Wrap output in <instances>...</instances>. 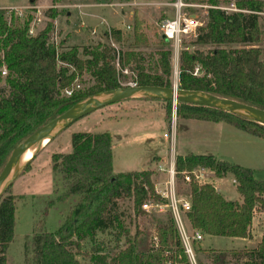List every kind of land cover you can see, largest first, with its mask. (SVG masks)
<instances>
[{"label":"trees","instance_id":"1","mask_svg":"<svg viewBox=\"0 0 264 264\" xmlns=\"http://www.w3.org/2000/svg\"><path fill=\"white\" fill-rule=\"evenodd\" d=\"M209 3L212 8L207 9L206 21L191 42L197 48L180 50L178 89L200 91L264 111V47L259 46L264 41L259 24L264 0H234L237 11L230 13L215 8V0ZM57 16L55 9L47 10L44 28L31 36L30 15L20 20L0 9V69L4 66L7 71L5 77L0 73V83L6 88H0V171L11 151L37 129L90 95L122 87L120 78L125 77L122 71L126 68L136 87L172 86L171 43L160 38L155 43L156 63L153 68L147 67L138 49L148 47L146 26L135 13L133 46L124 51L108 44L109 38L122 42V32L116 29L104 33L105 42L82 47L60 43L56 49L50 36ZM202 47L206 49L200 50ZM196 67L200 76H193ZM84 75L91 84L65 96L64 90L72 89ZM161 102L166 105L163 118L169 122L173 103ZM175 115L178 120L224 123L264 141V126L240 115L180 101L175 105ZM51 163L63 189L48 201L25 241V264H81L77 257L83 243H111L97 241L99 235L108 236L115 245L93 247L95 253L106 251L92 258L95 264H188L170 210V219L155 226L153 233L136 230L129 237L120 201L131 199L136 216L147 214L142 210L147 202L167 203L155 191L152 170L113 172L112 138L107 131L72 134L71 151L53 154ZM197 170H209L215 178L231 174L240 202L225 200L211 184L198 183L193 176ZM186 175L190 179L186 194L189 209L183 216L192 231L202 237L251 238L254 217L264 213V182L254 178L252 169L210 155L175 156V181L185 183ZM10 190L8 187L0 198V264H6V251L13 240L16 207ZM70 196L77 200L63 223L56 231L46 232L44 217L48 209ZM122 238L124 248L119 245ZM200 253L210 264H264V235L253 249H202Z\"/></svg>","mask_w":264,"mask_h":264},{"label":"rangeland","instance_id":"2","mask_svg":"<svg viewBox=\"0 0 264 264\" xmlns=\"http://www.w3.org/2000/svg\"><path fill=\"white\" fill-rule=\"evenodd\" d=\"M176 0H67V4L56 9L58 16L54 20V31L50 36V42L56 49L62 46H92L99 42H105L104 33L110 29L120 30L122 32V42L112 41L117 50H127L133 46V15L145 23V34L148 39L147 48H138L146 59L147 67H154L156 56L154 51L161 36L158 32L159 24L164 19L174 17L172 4ZM182 0L187 5L186 12L196 14L201 20L202 26L206 21L207 9L212 8L209 0ZM220 10L225 9L227 13L232 12L228 8L234 4V0H215ZM60 0H0V9L24 8L22 17L15 12L20 10H11L17 19H24L27 15L31 16V21L40 19L36 23L35 32L41 31L48 18L47 10L52 5L58 4ZM42 4H47L48 8L42 10ZM110 4H112L110 6ZM120 4V5H116ZM234 6V5H233ZM87 11L93 16H87ZM69 13L66 15V13ZM39 13V14H38ZM259 24L264 34V11L260 14ZM31 23V22H30ZM30 26V24H29ZM130 27L129 30L126 27ZM201 26V27H202ZM200 28V27H199ZM107 29V30H106ZM93 30H96L94 33ZM197 31V30H196ZM196 32L180 40L179 50L172 49L170 57L171 83L178 87L179 75V53L180 50L192 51L197 47L192 45ZM109 44V43H108ZM110 45V44H109ZM259 46L264 47V41ZM205 47L200 50H205ZM116 65V64H115ZM116 67H118L116 65ZM120 81L122 86L132 84L131 73L126 68L122 71ZM201 75V73H199ZM89 77L84 75L81 81H76L79 89H84L90 85ZM0 88L6 89L4 83H0ZM7 93H5L6 95ZM166 105L161 101L128 99L113 102L94 112L87 113L67 126L59 134L38 150L29 163L17 175L11 185V194L15 198V224L13 231V240L6 251V264H25L24 243L32 235L36 224L41 218L49 200L55 199L62 191V184L58 176L52 170L51 157L53 154H64L71 151V135L74 133H98L107 131L112 138V169L114 173H125L131 171H142L154 167L156 157L166 159L179 154H205L218 156V160L227 161L231 164L250 168L256 180L264 182V141L253 138L241 131L227 126L230 131L235 133L237 138L223 136L217 143L209 141L206 136H202L199 131L191 129L190 134L181 135L184 131L183 120H178L174 115V105L171 106V115L169 122L164 120V108ZM164 117V118H163ZM180 122V123H179ZM170 126H176L177 135H173ZM187 131V130H186ZM188 132V131H187ZM194 132V136L192 135ZM38 149V148H37ZM22 163L13 171H18ZM18 169V170H17ZM209 171V170H208ZM211 171L207 172L205 183L212 182ZM157 175L156 180L162 181L164 178ZM175 182L177 196L184 200L188 192V186L181 181ZM202 181V180H200ZM214 184L220 188L221 193L226 197H231L230 201L240 202V197L235 190L233 176L227 174L225 177L213 180ZM167 190V189H166ZM222 195V197H223ZM76 196H70L61 203H55L48 209L44 217V229L52 233L63 223L64 218L69 213L71 206L76 202ZM181 200V201H182ZM168 204V201L166 200ZM148 208L145 216H136L133 210V203L130 199L119 202L120 212L123 214V225L129 237L133 236L136 230L151 232L155 226L168 221L169 207H161L163 204L147 202ZM143 210V209H142ZM184 219L183 214H181ZM264 219V216L260 217ZM259 220H257L258 222ZM253 238L245 243H231L230 239L225 237L204 236L201 241L191 243L192 251L201 264H210L209 260L202 254L194 251L195 247L203 249L227 250L230 248L253 249L264 234V222L259 226H254ZM110 241L111 243H83L81 255L77 258L81 264H95L93 257L105 255L106 251L95 253L92 248L98 245H110L114 247L108 236H98L97 241ZM256 241V242H257ZM198 243V245H197ZM123 248L126 246L124 238L119 244ZM109 260L106 259V263Z\"/></svg>","mask_w":264,"mask_h":264},{"label":"water","instance_id":"3","mask_svg":"<svg viewBox=\"0 0 264 264\" xmlns=\"http://www.w3.org/2000/svg\"><path fill=\"white\" fill-rule=\"evenodd\" d=\"M107 99H114V102L128 99L172 101L174 105V115L175 105L178 101L188 102L198 106L240 115L249 121L264 126L263 110L235 100L216 97L200 91H185L180 90L175 86H171L170 88H157L136 87L131 85L122 86L114 90L103 91L90 95L79 101L66 112L37 129L11 151L4 167L0 171V198L11 185L13 179L19 175L22 169L29 163L38 150L45 145V143L54 138L74 121L89 113V110L94 105ZM37 142H40L38 149L30 154L31 147ZM20 163H22L20 169H17L18 171H13L18 165H20Z\"/></svg>","mask_w":264,"mask_h":264},{"label":"built area","instance_id":"4","mask_svg":"<svg viewBox=\"0 0 264 264\" xmlns=\"http://www.w3.org/2000/svg\"><path fill=\"white\" fill-rule=\"evenodd\" d=\"M112 4H110L111 6ZM120 5V4H116ZM172 7L174 9V17L172 19H164L160 22L159 27H158V32L161 38H163L166 42L171 43L172 46L174 47V51H178L180 47V40L183 37L189 36L191 34H194L196 30L202 26L201 20L197 17L196 14H190L186 12L187 5L182 2V0H176L173 4ZM231 11H237L233 5H230L228 8ZM11 13V10L13 12L15 10H20V12H15L18 14V16L22 17V11H24V8H7ZM22 10V11H21ZM222 10H225L222 8ZM226 11V10H225ZM39 14V13H38ZM40 19H37V21L32 20L28 29V34L31 36H35L38 34V32H35V25L36 23L40 22ZM127 30L130 29V27H126ZM109 33V29L106 31ZM109 44L110 46L114 47L112 40L109 38ZM115 48V47H114ZM117 65V64H116ZM0 73L2 77H5L7 75V71L4 66L0 69ZM200 70L198 67L194 68L193 71V76H200L199 75ZM131 86H136L134 83L130 84ZM176 87V85H174ZM79 85H74V87L70 90H64L63 94L65 96H70L73 90H78ZM173 133V131H172ZM173 176L174 172L172 170H169V183L167 184V192L166 190L161 194V197H163L165 200L168 201V204L158 206L159 209L161 207H169V210L172 213L173 219L175 221V225L177 228V231L179 233V237L181 239L183 248H184V253L187 257L188 264H198L197 259L195 258L193 251H192V246L191 243L193 241H201L202 240V235L197 232V231H192L189 232L182 221V216L184 211H187L189 209V201L188 200H178L175 198V196L172 195V193H168L170 189L173 187ZM193 176L195 177L196 181L199 183L200 180L203 178V174L200 173L198 170L193 172ZM185 183H189L190 179L186 175L184 177ZM148 204H144L142 206L143 210H147Z\"/></svg>","mask_w":264,"mask_h":264},{"label":"crops","instance_id":"5","mask_svg":"<svg viewBox=\"0 0 264 264\" xmlns=\"http://www.w3.org/2000/svg\"><path fill=\"white\" fill-rule=\"evenodd\" d=\"M65 2H67V0H60V2H58V4H55V6L52 5L50 8H53V9L56 10L57 8H60L61 6H64V4H67ZM39 6H42V8H43L42 10H44L45 8H48V5L47 4H42V5H39ZM68 14L69 13L67 12L66 15H68ZM85 15H87V16H93L88 11H87V13H85ZM107 29H109V28H107ZM93 31H94V33L96 32V30H93ZM182 122H183L182 124L184 125L183 126L184 127V131L180 132L181 135L190 134L192 127H194L193 130L199 131V133L202 134V136H206L205 138H207V140H209V141H216L215 143H217L225 135L230 136L231 138H237L234 135L235 133H233V131H230L231 129H229L228 127H226V124H224V123H210V122H203V121H198V120H183ZM227 126H229V125H227ZM189 127H191V129ZM170 128L173 131V135H174V133H175V135H177L176 126H170ZM193 134H194V132H192V135ZM179 155L184 156L186 154H179ZM199 155H205V154H199ZM175 156L176 155H173V153H172L171 157L168 158V159H166V158H164L162 156L161 157H156L155 158V162H154V167L153 168H151V167L148 168V169H150V170L153 171V175L151 177V180H152V182L154 184L155 191L158 194H160V195L167 189V184L169 183V170H172L174 172V158H175ZM217 157L218 156H215L214 158H216L218 160L219 158H217ZM198 171L203 174L202 181H199L200 184H203V183H205V180H203V179L204 178L205 179L208 178V177H206V174L209 171L208 170H198ZM158 174H161L159 177L164 178V180L158 182L156 180ZM210 175H211V178H213L212 179V182L210 184L213 185V187L221 195H223L221 193L222 191L220 190V188L218 186H216L214 184V181H213V180H217V179H220V178H215L212 172L210 173ZM233 181H234V179H233ZM166 192H167V190H166ZM168 193L169 194L172 193V195L175 196L176 199L182 200V199H180L177 196V193H176V190H175V182H174V180H173V187H172V189H170V191ZM223 198L225 200H228V201L231 200V197H226L224 195H223ZM184 200H188L187 195L184 196ZM261 216H264V213H260V214L256 215L254 217V219H253L252 227H251V235L252 236H251L250 239H240V238H233V239H231V238H228V239H230V242L231 243H235L237 240H239L238 242L245 243L247 241H251L252 238H253V232L252 231L254 230V226H256V225L259 226L260 225V222L261 223L264 222V219H261L260 218ZM257 220H259V221L257 222ZM182 221H183V224H184L185 228L189 232H191V229L189 227V224H188L187 220L185 218L184 219L182 218ZM262 235H264V234H262ZM261 236H260V239H261ZM203 237H202V240H203ZM260 239L258 241L256 240L257 242L255 241V243H258L260 241ZM193 245H194V251L195 250L196 251L198 250L197 254L199 255L200 250H202L203 248H200L199 245H198V243H197L198 247H195V244H193ZM241 249H247V248L237 247V248H230V249H227V250H234L235 251V250H241Z\"/></svg>","mask_w":264,"mask_h":264},{"label":"bare ground","instance_id":"6","mask_svg":"<svg viewBox=\"0 0 264 264\" xmlns=\"http://www.w3.org/2000/svg\"><path fill=\"white\" fill-rule=\"evenodd\" d=\"M113 102H114V99H107V100H104V101H102V102H100V103L94 105V106L89 110V113L94 112L96 109H99V108H101V107H103V106H106V105H108V104H111V103H113ZM39 145H40V142L35 143V144L31 147V149H30V154H32L33 152H35L36 149L39 147Z\"/></svg>","mask_w":264,"mask_h":264}]
</instances>
